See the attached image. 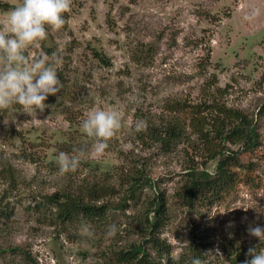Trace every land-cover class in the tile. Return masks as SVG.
I'll use <instances>...</instances> for the list:
<instances>
[{
  "label": "rangeland",
  "instance_id": "rangeland-1",
  "mask_svg": "<svg viewBox=\"0 0 264 264\" xmlns=\"http://www.w3.org/2000/svg\"><path fill=\"white\" fill-rule=\"evenodd\" d=\"M20 2L0 0V20ZM65 16L60 30L48 28L46 39L24 52L29 58L60 57L62 90L47 97L43 112L30 116L12 105L0 113V249H5L0 264H105L103 254L145 236L140 219L155 188L113 208L99 227L85 219L62 224L46 202L47 194L104 178L83 163L60 174L57 164L61 151L91 148L93 138L80 125L94 107L117 109L123 119L102 155L82 158L115 167L111 179L118 191L105 199L111 204L125 197L119 173L144 168L158 181L170 207L161 236L173 258L190 251L192 229L208 242L206 264H233L232 252L243 247L264 249L247 232L250 225L264 226V0H72ZM97 50L112 63L96 58ZM213 101L241 109L257 123L262 136L252 159L257 180L237 185L220 202L189 210L175 195L190 158L203 164L187 138L193 132L187 128L171 151L145 132L171 121L188 124L193 106ZM136 121L144 122L142 131L135 130ZM65 139L70 144L64 147ZM209 165L213 170L215 161ZM110 225L116 226L114 235Z\"/></svg>",
  "mask_w": 264,
  "mask_h": 264
},
{
  "label": "trees",
  "instance_id": "trees-1",
  "mask_svg": "<svg viewBox=\"0 0 264 264\" xmlns=\"http://www.w3.org/2000/svg\"><path fill=\"white\" fill-rule=\"evenodd\" d=\"M63 16L66 21L65 13ZM96 58L107 65L112 63L110 58L99 50L96 51ZM187 128H190L194 135L187 137L188 141L195 145V148L198 147L203 164L199 165L193 156L190 158V164L183 173L185 179L175 195V201L180 206L196 210L200 206L213 205L224 200L237 185L249 183L254 179L252 175L255 172V162L252 159L259 155L258 150L262 144V136L254 118L241 109L213 101L205 107L193 106L188 124L171 121L161 128L150 126L145 132V138L163 151H171L182 138H186ZM67 144L70 143L65 139L63 146ZM71 150H67L68 154H71ZM244 156L249 157V160L242 162L241 158ZM211 161H215L213 170L209 165ZM48 163L50 166L56 164L53 160ZM81 163L90 169L91 174L101 172L104 178L91 180L75 190L65 188L61 192L47 194L46 202L62 224H73L76 220L85 219L98 227L104 226L107 215L113 208L125 205L129 199H142L144 189H156L152 200L147 201L145 217L140 219V224L144 225L142 226L146 231L145 236L139 242L117 246L103 254L106 258L105 264H192L196 258L201 264L207 263L204 250L208 242L199 240L202 236L193 229L188 244L190 251L180 259L172 257L171 244L161 236L162 229L167 224L170 207L163 191L156 188L158 181L144 168H138L129 174H118L117 182L123 185L125 197L118 203L111 204L105 199L118 191L117 183L114 178L111 179L115 167L107 162L88 161L83 158ZM248 249L243 247L232 252V263L243 262L245 258L250 257ZM3 250L5 249H0V252Z\"/></svg>",
  "mask_w": 264,
  "mask_h": 264
},
{
  "label": "clouds",
  "instance_id": "clouds-1",
  "mask_svg": "<svg viewBox=\"0 0 264 264\" xmlns=\"http://www.w3.org/2000/svg\"><path fill=\"white\" fill-rule=\"evenodd\" d=\"M71 3L72 0H21L0 20V113L12 105H20L30 116L33 111L43 112L47 97L62 90L63 83L57 73L62 59L55 54L51 60L46 56L29 58L24 52L46 39L48 28L58 31L63 27V14L70 10ZM122 119V113L117 109L94 107L87 111L80 126L94 142L87 152L81 148H74L71 155L61 151L57 157L59 173L75 172L86 154L102 155L108 141L120 129ZM3 123L7 126L9 120L5 117ZM134 127L136 131H142L144 122L136 121ZM229 226H232L231 222ZM116 231L115 225L109 226V235ZM247 232L264 243V226L250 225ZM248 255L251 259L244 264H264V249L257 251L256 246L249 247ZM192 264H201V261L196 258Z\"/></svg>",
  "mask_w": 264,
  "mask_h": 264
}]
</instances>
